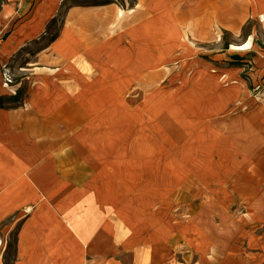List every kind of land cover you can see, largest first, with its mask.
<instances>
[{
	"label": "crops",
	"instance_id": "obj_1",
	"mask_svg": "<svg viewBox=\"0 0 264 264\" xmlns=\"http://www.w3.org/2000/svg\"><path fill=\"white\" fill-rule=\"evenodd\" d=\"M117 2L0 0V241L12 264H240L264 64L245 83L223 35L264 50V0Z\"/></svg>",
	"mask_w": 264,
	"mask_h": 264
},
{
	"label": "rangeland",
	"instance_id": "obj_2",
	"mask_svg": "<svg viewBox=\"0 0 264 264\" xmlns=\"http://www.w3.org/2000/svg\"><path fill=\"white\" fill-rule=\"evenodd\" d=\"M130 2L132 0H129ZM116 3L117 0H115ZM119 4V3H118ZM254 25L252 23H249L247 26L244 27L243 35L240 37V40L234 42L235 46H242V42L246 38V33L248 31L254 30ZM57 26H54L53 32L54 34L56 32ZM230 41L229 36L223 35V43H224V60H227L226 63L228 64H234V65H240L241 68H243L242 73H239L240 76H242V80L246 83L248 73L250 71L251 67H246V56H250L248 58L251 59V61H255L257 63L255 64H264V50L260 49H252V48H245L244 50H238V51H230L225 52L227 50H231V45L226 46ZM251 43L252 40H251ZM255 45V43H253ZM232 54L234 55L233 57ZM235 60V61H231ZM231 69V68H230ZM255 69L259 70L262 69L261 66H256ZM233 71V70H232ZM234 72L233 79H236L238 82H234L233 84L230 82L228 84L229 87L232 86H238L240 89L244 87V83L239 80L241 79L236 71ZM264 83V76L263 78L260 76L256 77L255 81L253 83H250L249 85V97L253 98L255 97L256 102H260L262 99L261 95V85ZM246 100L244 97H240L239 101ZM237 246L239 247V254H240V264H264V226L262 225H256L249 227L245 230V232L240 236L237 242ZM15 253V242H14V233L13 231L10 234H7L5 238H3L2 242L0 241V258L3 257V264H12L13 263V257Z\"/></svg>",
	"mask_w": 264,
	"mask_h": 264
},
{
	"label": "bare ground",
	"instance_id": "obj_3",
	"mask_svg": "<svg viewBox=\"0 0 264 264\" xmlns=\"http://www.w3.org/2000/svg\"><path fill=\"white\" fill-rule=\"evenodd\" d=\"M245 48H246V45H242L240 47L233 46L231 49L237 51V50H242V49H245Z\"/></svg>",
	"mask_w": 264,
	"mask_h": 264
}]
</instances>
